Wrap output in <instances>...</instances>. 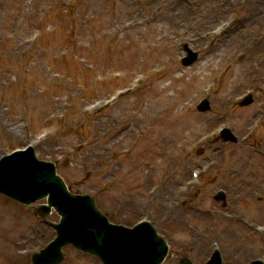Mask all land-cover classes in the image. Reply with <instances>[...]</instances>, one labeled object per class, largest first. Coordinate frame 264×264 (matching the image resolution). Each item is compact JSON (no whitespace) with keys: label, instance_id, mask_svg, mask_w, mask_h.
<instances>
[{"label":"rangeland","instance_id":"374dc122","mask_svg":"<svg viewBox=\"0 0 264 264\" xmlns=\"http://www.w3.org/2000/svg\"><path fill=\"white\" fill-rule=\"evenodd\" d=\"M160 2L0 0V157L29 144L110 222L149 221L168 245L161 264H204L214 250L223 264L264 262V0L191 1L192 20L179 27L151 17ZM253 9L255 20L243 18ZM238 28L241 42L214 50ZM205 30L216 35L200 40ZM183 44L198 52L190 66ZM203 98L206 111L196 108ZM45 202L0 194V264L15 263L13 241L24 240L32 264L54 237L48 222L59 215L37 213ZM225 226L237 250L215 236ZM62 251L57 264H99L71 245Z\"/></svg>","mask_w":264,"mask_h":264},{"label":"water","instance_id":"95a60500","mask_svg":"<svg viewBox=\"0 0 264 264\" xmlns=\"http://www.w3.org/2000/svg\"><path fill=\"white\" fill-rule=\"evenodd\" d=\"M184 48L187 56L182 58V63L190 65L197 53L187 46ZM250 102L249 96L242 104ZM198 107L205 111L208 103L202 101ZM222 137L235 140L229 130H224ZM0 193L26 205L46 198L39 213L44 215L53 208L60 216L58 223H50L55 229V238L32 254V264L61 262L62 248L66 245L96 256L100 264H161L167 255L165 240L149 222L143 221L132 228L110 223L90 195L70 193L56 174L55 164L39 160L31 146L0 158ZM223 198L221 191L215 196L217 200ZM180 264L191 263L184 258ZM205 264H222L219 252L214 251ZM247 264L264 263L256 259Z\"/></svg>","mask_w":264,"mask_h":264},{"label":"bare ground","instance_id":"6f19581e","mask_svg":"<svg viewBox=\"0 0 264 264\" xmlns=\"http://www.w3.org/2000/svg\"><path fill=\"white\" fill-rule=\"evenodd\" d=\"M193 3H197L198 2H203L205 0H191ZM190 0H161V2L158 4V6L151 8L150 14L151 17H160V15L167 21L171 22L174 24V27H179L181 23H183V26H185V22L187 21H191L192 17H193V11L192 9H189L188 6L190 5ZM191 2V4H192ZM217 5L221 6L223 3V0H217ZM195 3V4H196ZM148 7V6H147ZM202 14H207V16L209 17H214L216 13H218L219 11L215 8H211V9H204L201 8L200 9ZM257 17L256 15V10L253 9L250 11L249 14H245L243 18H245L248 20L251 18V20H255ZM187 20V21H186ZM234 20L230 19L227 20L225 22V24H223V26L220 28L221 32L224 30H227L228 28H230L231 26L234 25ZM125 24H130V22H125ZM188 26V25H187ZM219 31V34H220ZM216 33V32H215ZM215 33L211 32V30H205L203 32H201L199 34V39L203 40L206 37H211L216 35ZM218 34V33H217ZM218 34V35H219ZM246 36V28H238V30L231 34V36L224 42L222 43V45H219V42H215L213 44V46H215L216 49H221L222 46L224 45H231L233 46L234 43H238L241 42V40ZM218 41V40H217ZM258 39H255L254 42L250 43V44H244L243 47L244 48H250L254 45H258ZM260 46V44L258 45ZM217 51V50H216ZM225 219L230 220L233 223L238 224V222H241L242 224L245 223L243 221H241L238 217L237 214L235 213H230L224 216ZM233 232V233H232ZM236 233H234V230L229 228V226H225L220 230V233L217 236L218 238L222 239V240H226L229 243V247L232 248V250H237L239 244V236L235 235ZM194 241H197V237L194 238ZM13 247L15 249V252L13 253L12 257L15 261V263L13 264H27L25 263L26 257L29 253V251L24 248V247H20V245H22L24 242V240H16L13 241ZM192 244V243H191ZM237 248V249H236Z\"/></svg>","mask_w":264,"mask_h":264}]
</instances>
